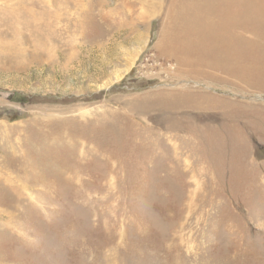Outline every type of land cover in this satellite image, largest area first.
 <instances>
[{
	"label": "rangeland",
	"instance_id": "1",
	"mask_svg": "<svg viewBox=\"0 0 264 264\" xmlns=\"http://www.w3.org/2000/svg\"><path fill=\"white\" fill-rule=\"evenodd\" d=\"M0 264H264V0H0Z\"/></svg>",
	"mask_w": 264,
	"mask_h": 264
}]
</instances>
